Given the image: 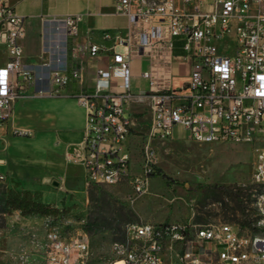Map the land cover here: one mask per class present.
I'll use <instances>...</instances> for the list:
<instances>
[{
    "label": "built area",
    "instance_id": "obj_1",
    "mask_svg": "<svg viewBox=\"0 0 264 264\" xmlns=\"http://www.w3.org/2000/svg\"><path fill=\"white\" fill-rule=\"evenodd\" d=\"M116 10L128 18L129 31L120 35L104 29L99 41L89 43V55L110 53L112 62L99 69L93 88L82 87L75 95L86 122L83 139L68 157L85 169L88 183L118 185L130 177L136 193H148L157 158L154 141L175 138L176 126L198 143L254 144L256 158L248 227L222 221L130 223L129 241H115L108 259L97 264H264V198L262 208L253 205L257 189L264 188V0H117ZM83 19V13L65 17L69 36L79 34ZM26 33V17L13 0H0V44L8 55L0 65V122L10 118L15 102L37 77L24 63ZM177 48L184 51L178 58L192 61L189 80L169 86L171 71L158 77L151 69L142 74L150 89L136 92L134 53H148L171 69ZM73 57L74 66L54 71L52 89L41 93L54 95L72 80H82L85 60L76 51ZM113 78L121 79L120 91H112ZM142 104L151 122L142 169L133 173L132 109ZM7 181L0 171V183ZM45 220L43 250L21 254L24 263L91 264L85 233L65 230L53 216Z\"/></svg>",
    "mask_w": 264,
    "mask_h": 264
},
{
    "label": "crops",
    "instance_id": "obj_2",
    "mask_svg": "<svg viewBox=\"0 0 264 264\" xmlns=\"http://www.w3.org/2000/svg\"><path fill=\"white\" fill-rule=\"evenodd\" d=\"M117 0H13L16 11L26 17L27 33L23 41L24 63L36 72L35 81L14 104L10 118L0 122V171L8 176L7 186L38 191L42 199L56 207L62 202L78 208L80 197L87 195L88 180L85 169L68 157L69 152L83 139L86 113L75 95L82 87L96 85L99 69L112 62L110 53L89 55L88 45L99 41L101 30L109 29L120 35L129 31L128 18L117 12ZM83 13L79 34H67L65 17ZM68 42L72 48L69 61ZM120 50L121 48L117 47ZM175 52L171 69L162 68L160 59L141 51L132 57L133 87L146 92L150 80L143 72L153 70L160 77L171 71L169 86H180L189 80L192 61L178 58L184 54ZM73 51L85 60L82 80H72L57 94L50 91L52 73L74 66ZM147 58L146 60H143ZM8 59L5 46L0 44V65ZM162 68V69H161ZM112 91H120L121 79L113 78ZM151 113L146 105H135L132 113ZM151 122V120H150ZM150 125V124H149ZM137 130V129H134ZM134 132V131H133ZM133 132L128 144L134 155ZM133 156V169L135 168ZM78 210V209H77ZM19 221L39 222L44 215H14ZM11 222V221H10ZM13 225V223H12Z\"/></svg>",
    "mask_w": 264,
    "mask_h": 264
},
{
    "label": "rangeland",
    "instance_id": "obj_3",
    "mask_svg": "<svg viewBox=\"0 0 264 264\" xmlns=\"http://www.w3.org/2000/svg\"><path fill=\"white\" fill-rule=\"evenodd\" d=\"M233 39V36L227 38L230 42ZM138 89L134 87L136 92ZM134 119L137 130L133 132V173H138L142 169L143 145L151 117L145 111L135 113ZM188 135L181 126H176L175 138L154 141L157 158L148 193H136L130 177L118 185L91 183L94 196L90 197L87 190V195L78 201V210L58 217L65 230L86 234L92 249L91 264L108 259L113 243L123 238L130 223L222 221L241 229L248 227L245 212L251 203L255 145L198 143ZM6 185L0 183V264H27L19 257L25 252H42L46 220L29 223L17 220L12 216L14 213H6L1 202ZM254 200L253 196V205ZM90 218L93 230L87 232L84 224ZM69 219L72 224L66 225Z\"/></svg>",
    "mask_w": 264,
    "mask_h": 264
},
{
    "label": "trees",
    "instance_id": "obj_4",
    "mask_svg": "<svg viewBox=\"0 0 264 264\" xmlns=\"http://www.w3.org/2000/svg\"><path fill=\"white\" fill-rule=\"evenodd\" d=\"M68 52H69V61L72 56V48L70 43L68 42ZM176 53H180V50H175ZM95 184V183H94ZM99 185V184H97ZM91 183L88 186V192L90 197L94 196V189L91 187ZM213 187V186H209ZM1 202L3 205V209L8 214H13L15 211L19 210L22 215H44V216H53L55 218L63 217L66 212H74L71 211L72 205H66L65 201L62 202L61 207H56L50 203L45 202L42 199V195L38 191H31L28 189H20L17 187L10 188L6 185L5 189L2 191ZM244 205V203H242ZM245 212V208H244ZM78 213V212H77ZM247 220L248 221V213ZM84 229L87 232L93 230V220L90 218V221L84 224ZM126 232L121 240L125 239Z\"/></svg>",
    "mask_w": 264,
    "mask_h": 264
},
{
    "label": "bare ground",
    "instance_id": "obj_5",
    "mask_svg": "<svg viewBox=\"0 0 264 264\" xmlns=\"http://www.w3.org/2000/svg\"><path fill=\"white\" fill-rule=\"evenodd\" d=\"M254 207L255 208H262V198H264V188L257 189V194H254ZM129 241V234L127 233V241Z\"/></svg>",
    "mask_w": 264,
    "mask_h": 264
}]
</instances>
